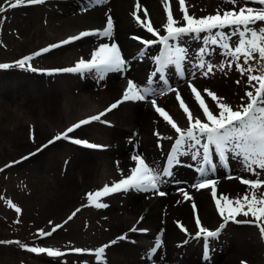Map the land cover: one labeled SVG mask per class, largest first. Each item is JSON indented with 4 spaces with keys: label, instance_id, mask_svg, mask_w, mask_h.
<instances>
[{
    "label": "rangeland",
    "instance_id": "374dc122",
    "mask_svg": "<svg viewBox=\"0 0 264 264\" xmlns=\"http://www.w3.org/2000/svg\"><path fill=\"white\" fill-rule=\"evenodd\" d=\"M217 1L219 0H198L194 7L191 6L193 15L199 18L215 14ZM5 2L2 1L0 7L4 8ZM248 6L259 7L258 4H249ZM84 9L89 10V8ZM49 10L50 7L46 3L36 7L33 12L27 15L17 14L13 17L9 15V12H6L3 13L5 14L4 19L0 18V63L12 65L8 69H0V167L9 165L13 161H20L14 167L0 174V242H5L0 243V264H97V257L94 255L95 250L101 246L109 245L111 241H116L121 237V235L115 236L117 234L113 232V228L120 217L126 215L124 207L120 203L116 204L119 206H112L108 210L100 211L94 210L93 207L88 205L86 194L89 191H96L102 188L103 171L107 168L114 169L113 160L110 157L108 158L105 150L100 152L82 151L66 144L64 147L59 148L58 146L60 145H58L47 149L46 152L41 154H39V151L26 154L29 152L28 149L12 148V145L9 144L8 139L11 138V134L14 133L16 128L19 126L28 127V125L34 128L39 127L40 130L47 134L40 141L44 143L59 132L56 130L57 122H64V128L67 124L77 119H70L67 122L64 114L74 116L71 113H79L78 118H85L89 116V113L81 112V109L94 108L99 105L97 97L94 96L85 102L81 96L82 94L77 89L63 85L59 87L60 89H57V99L61 101V104L56 109L61 112V116L50 117V121H55L53 133L45 126L41 127L40 123L44 121L42 116L56 102V98L53 104L47 103L45 100L48 95L47 92L44 93V91H40L32 85L37 83V80L31 79L24 74V72L29 70L28 67L20 68L16 62L21 59V56H34L39 41L44 37L55 35V32L51 29ZM261 26H264V24H258L256 27L259 28ZM131 34H133L132 36L138 35L135 32ZM190 38H195V36L190 35ZM55 40L57 39L50 41ZM236 40L233 38V43ZM192 45L193 42L189 40L185 41L181 47L188 51ZM201 45V47H197L194 55H188L187 61L191 62L195 67L201 59V49H205L209 51H205L203 55V58L207 59L206 63L217 65L211 75L208 77L203 75L206 79H211L209 83H206V86H203V89L215 92V90L219 89L217 83L220 80L234 78L233 87L243 91L242 95L246 100L244 102L246 104L245 93L254 91L247 82L249 73L241 75L235 64L231 68L225 67L224 71H220L218 66L226 64L230 58L224 56L223 49L219 45H209L205 40H202ZM73 50L79 52L75 48ZM42 62L45 66H50L51 68L62 65V61H55L50 58ZM240 63L243 64V58H241ZM249 63L255 69L251 74L259 75L261 73L260 65L264 64V61H250ZM39 64V60L34 62L37 70ZM244 66L248 67V65ZM202 71H206V69ZM197 78V76L193 77L195 80ZM20 79H27L32 83L30 84L32 87L22 90L17 83ZM30 99H35L37 103L34 106L28 104ZM70 101L79 102L74 104L78 106L75 112L71 110L73 105L69 107L66 105ZM111 118L112 116L108 119ZM83 131L77 135L93 143L103 144V146L109 145L107 142L111 132L113 134L116 133L114 129H109L105 124H92ZM87 132L93 134H88ZM166 149L167 145L162 152L160 166L163 163ZM76 155H87L92 158L90 160L92 162L91 173L85 178L84 186L81 185L80 169L75 163ZM25 157L27 159H24ZM230 165L231 172L229 173H231L230 178H232V183L230 184L234 183V188L236 189L226 186V193L232 199L242 198L245 193L241 178L256 179L257 177L246 172L242 166L241 159L235 156H232ZM115 173H113L114 178H116ZM260 178L264 179V174ZM222 180V182H225V177ZM70 181L80 183V187H83L76 197L69 201H63V194ZM113 182L116 181H111L110 183L112 184ZM217 189H219V185H217ZM117 200H121V198L115 201ZM9 201L20 207L21 212L17 213L15 209L11 208ZM212 202L216 206L215 200ZM84 205L87 207H82ZM77 209L79 211H76ZM187 209L191 228L185 223H180L187 228L188 234L191 231L190 235H195L198 232V226L193 221V213L198 215L199 213L194 209L191 210L189 204H187ZM211 209L212 211L214 210L213 205H211ZM73 213H75L74 216ZM69 217H72V219H69ZM136 218L137 216L130 223L131 225L134 222L133 227L137 223L135 221ZM221 219L222 217L220 216L211 222H204L200 217L201 224L209 230L221 229L219 237L211 239L210 250L212 252L209 261L220 264V261L229 255L236 258L240 263L264 264V244L260 242V237L258 238L252 225L244 224L239 226L231 223L220 228L223 222ZM239 220L243 222L245 220L252 221L253 218L251 216H242ZM62 224H64L63 227L57 229L52 237L46 238L47 236L42 237L40 235L41 230L50 232L53 228ZM176 231L179 232L180 230L177 228ZM182 234L181 236H183ZM253 235L256 237V241L252 239ZM8 241H19L20 244L6 243ZM246 241L255 242L257 245L260 244L259 249L262 252L260 257L254 259L250 256L238 254L240 246ZM22 245L28 248L50 246L61 252H75V248H81L85 252L67 254L64 257H60L61 259L54 260L55 258H47L45 256L37 257L27 251ZM111 245L113 246V244ZM166 245L169 252L166 255H162L160 259L157 253H152V248L148 245L146 247L122 243L113 248L109 246L106 248L103 261H106V264H149L150 262H155L153 264H176L185 259V254L188 257L198 256L199 258L202 255L201 240H190L187 237L181 240L172 237Z\"/></svg>",
    "mask_w": 264,
    "mask_h": 264
},
{
    "label": "snow or ice",
    "instance_id": "6c2138e0",
    "mask_svg": "<svg viewBox=\"0 0 264 264\" xmlns=\"http://www.w3.org/2000/svg\"><path fill=\"white\" fill-rule=\"evenodd\" d=\"M46 0H15V3L10 5L11 8H16L25 3L28 5H39L45 3ZM107 0H94L96 5L106 3ZM226 3H230L232 8L230 10L218 9L215 14H210L204 17H195L190 15L188 7L186 6V0H179V8L183 13L184 23L181 25L180 21L174 18L171 8V0H166L165 11L167 15V23L164 28L167 35H161L160 32L154 28L152 21L141 19L137 14L141 8L139 0L136 3V21L144 28L148 33L158 37L156 40H147L137 37L141 40L145 46L154 44H162L163 51L160 55L155 57L156 70L153 72V77H157L160 82L165 86L157 89L151 86H141L133 80L127 81V87L122 94V98L116 102L110 104L104 111L97 115H93L88 119L80 120L79 122L68 127L66 130L58 135H55L48 143L52 144L55 141L61 139L71 140L77 145H83L89 149H102L106 146L98 145L95 143L73 138L69 134L75 130L80 129L84 125H88L93 121H101V118L106 116L107 113L118 109L126 102H149L154 107L155 111L159 114L163 120L174 129L177 134L174 143L170 149V152L166 158V166L163 169H157L154 165H151L146 161V158L142 154H136L131 156V160L135 162V167L130 169L129 174L124 175L121 170L122 178L112 184H105L102 188L96 191H89L86 196L90 204H93L98 209H104L109 207L107 203L101 202L102 198H106L110 195L117 193H126L129 191L136 192H155L157 195L163 197L166 195L165 191L161 190V185L165 182V177H172L173 171L176 166L182 163L183 158L190 157L192 160H198L199 167L197 171L201 176H206L208 171H215L217 165L214 163L216 156L222 165L227 166L232 158L235 156L241 159L244 170L251 175L257 177L256 179L241 178V183L252 189V194L249 196L246 192L242 198L237 197L235 199L230 198L226 194L218 195L217 181L213 179H203L200 183L195 185L198 189H211V195L215 200L216 207L220 216L223 218L225 224L230 221H235L237 217H249L251 216L253 221L245 220V223H254L258 227L261 234H264V193L257 195L256 190L264 188V179H261V175L264 174V64L260 65L261 73L259 75L251 74L255 71L250 61H264V26L256 27L258 24H264V0H242V6L237 10L236 5L238 0H225ZM249 4H258L260 7H250ZM6 9L0 7V13H3ZM87 10V9H85ZM144 15L147 17L148 13L145 9ZM180 25V26H178ZM228 29V31H224ZM114 33V21L111 15H108L106 27L103 30H85L81 31L78 35H73L61 42L51 44L38 50L34 55L36 57L42 54L49 53L53 49L60 48L64 45L74 43L88 37H99L112 39ZM201 34H205L202 36ZM194 35L197 39H204L209 45H219L223 49L225 57L230 58L226 64L219 65L220 71H224L225 67L231 68L235 64L236 69L241 75L249 73L247 82L254 91H247L245 97L247 103H242L238 108H233L228 103L223 102V98L217 96L212 90L205 89L207 96L215 101V107L218 111L214 112L210 109L208 103L202 96L200 90L195 87L189 80V88L193 94L194 100L197 102L199 108L202 110L205 120H201L199 116H194L192 110L185 102L184 98L180 95L178 89L172 87L168 71L178 74L181 78L185 76V63L188 60V51L185 48L176 46L170 43V41L177 40L182 36ZM238 39L233 43V38ZM205 49H201V59L195 67L204 70V75L212 73L217 65L206 63L203 59ZM243 58V64L240 63ZM33 59L32 55L25 56L16 63L20 68L27 66L32 72H36L37 69L32 67L29 63ZM244 65H248L245 67ZM174 66V67H173ZM12 65L8 63H0V69H8ZM128 62L122 54L121 48L116 42L101 43L91 53V58L85 60L79 59L78 62L72 67H65L60 69H53L52 72L63 73H95L99 79L103 80L110 73L124 74L128 70ZM193 77L195 73L193 72ZM255 82V83H254ZM154 81L152 79L147 81L148 85H152ZM239 83V81H237ZM174 92L176 100L179 102V106L183 113L186 115L188 126L186 128L181 127L177 121L169 114L165 108L158 105L155 98H151L158 95H167ZM206 121V122H205ZM109 123L108 121H103ZM159 136V133H156ZM164 139L172 140V137H164ZM34 140V133H33ZM44 145L42 147H46ZM39 151V149H38ZM24 159H27L25 157ZM18 161L10 162L5 167H10ZM3 169H0L2 171ZM185 200L191 201L192 197L187 191L181 189ZM9 206L17 213L21 212V208L15 203L9 201ZM193 209H196V205L192 204ZM76 211H79L77 209ZM75 213H73V216ZM72 219V217H69ZM196 225L198 226V232L196 237L203 238L205 241V247H210V238L219 237L220 230H209L201 224L199 215H196ZM52 229L55 232L57 228ZM180 227L187 233V229L181 224ZM224 225L221 226L223 228ZM131 232L138 231L133 227ZM140 231L147 232L146 229ZM52 232L40 231V235L51 236ZM120 240L127 239V234L119 237ZM5 243V242H0ZM6 243H17L19 241H8ZM116 241H111L109 245H104L95 250L94 255L97 257V264H106L101 258L111 244H115ZM25 247L27 251L35 254H47L51 258H60L65 255L64 252L56 250L52 247ZM159 248V243L154 246L152 253L154 254L156 249ZM75 253L81 254L85 250L81 248H75ZM151 258V257H150Z\"/></svg>",
    "mask_w": 264,
    "mask_h": 264
},
{
    "label": "bare ground",
    "instance_id": "6f19581e",
    "mask_svg": "<svg viewBox=\"0 0 264 264\" xmlns=\"http://www.w3.org/2000/svg\"><path fill=\"white\" fill-rule=\"evenodd\" d=\"M2 1H6L5 6L7 10H9L10 16H15L17 14L27 15L33 12L37 7V5H28L25 3L24 5H20L13 9L10 7V5L12 3H15V0H1V2ZM187 1L190 3V6H194L197 4L198 0ZM47 2L48 6L50 7L49 17L51 29L53 30V32H55V35H53L52 37H44L41 41H39L35 53L38 50L43 49L44 47L57 43V41H59L60 39L62 40H60L59 42L73 35H78L81 31L103 30L106 27L108 15H111V17L113 18L114 33L111 40L95 36L88 37L76 41L72 44L53 49L49 53L42 54L39 57H36L35 55L33 56V59L29 63L31 64L32 62V67H35L34 62L36 60H39L40 64L38 70L36 72H32L30 68H28L29 70L27 72H24V74L31 79L37 80V83L32 84L27 79H20V81H18L17 83L22 90H26L27 88L34 85L38 90L44 91V93L47 92L48 95L45 99L47 103L50 102L53 104L56 98V102L42 116L45 123L44 121L43 123H40L42 125L41 127L45 126L51 132L54 128L55 121H50V117L61 116V112L56 109V107L61 104V101L57 99V89H60L59 87L63 85L72 87L73 89H77L80 93L84 92L82 95H89L85 96L86 98L92 97L90 93L94 92L93 89H95L96 91H101L98 96L100 100L98 107H88L87 109H81V112L87 113H90L92 109V111H94L101 106L108 107L110 104L114 103L115 99L119 95L123 94L124 88L127 85L126 79H131L141 86H151L157 89L163 88L157 78L153 77L152 75L155 68L154 51L150 52L148 47L144 46L141 42L130 36V33L135 32L143 39L155 40L154 36L151 33H148L139 25V23L135 19V16L133 15L137 11V0H107L106 3L100 5H96L94 3V0H48ZM139 3L141 5V8L137 14L140 15L141 19L145 21L150 19L154 28H156L158 31L165 32L166 30L163 29L164 25L167 23V15L162 1L139 0ZM216 4V11L220 9L221 14L223 10H230L232 8V5L230 3H226L225 0H219L216 2ZM240 6H242V0H238L236 8H239ZM84 8H89V10H85ZM171 8L174 18L180 21V24L182 25L184 21L178 10L177 0H171ZM145 9L148 13L147 17L144 15ZM225 31H228V29H225ZM201 35L204 36L205 34ZM185 38L194 42L193 44L199 45L200 43H202V40H204L190 38V35H186L181 37L180 40L182 41V43ZM234 38L238 39L237 37ZM52 39L57 40L50 41ZM112 42L118 43L121 48L122 54L128 62L129 67L124 74L110 73L105 79L101 80L94 72L80 74L66 73L63 77H61V81H59L58 77L54 75L46 74V72L51 67L45 66L42 61L47 58L55 61H62V65L53 66L52 69L72 67L81 58L85 60L90 59L91 53L96 48H98L101 43ZM41 43L43 44L41 45ZM73 48H75L79 52L74 51ZM144 54L146 55L144 56ZM194 54L195 49L193 47H190L188 49V55L191 56ZM24 57L25 56H21V59ZM187 62L188 64L186 63L185 65L187 70L186 76L193 77L192 74L194 72L195 76L198 77L196 80L194 79V81L198 86L203 87L206 81V79H204V76H202L203 72L200 71L199 68L194 67L191 62ZM171 74L175 86H180V95L184 98L188 106H192V99L188 93V87L182 84L184 80L180 79L175 72L171 71ZM150 79L154 81L152 85L147 84V81ZM234 80V78L222 80L219 84V89L216 91V94L217 96L223 98V102L230 104L235 109L238 108L242 103L246 102V100L242 95L243 91L233 87ZM156 97H158V104L165 105V107L171 113H173L175 117H177L182 127L186 128L188 126L186 118L181 112L174 94L168 93L167 95H158ZM212 102L214 103L210 102V104L212 105L214 112L218 111V109L215 107V101ZM36 103L37 101L35 99H30V101H28V104L32 106H34V104ZM76 103L79 102L70 101L66 103V105L68 107L73 105L71 107V110L75 112L76 108L78 107L74 105ZM71 114L74 116H68L64 114L67 122L70 119L79 117V113ZM97 114H99V112L95 115ZM109 114L112 115L114 119V123L110 125V128L114 129L116 133L113 134V132H111V135L108 138V144H110V146L107 148L106 153L108 154V158L110 157L114 161V169H106L107 177L102 178L101 184L104 186V183L109 178L114 177L113 173L115 172H117L116 181H118L122 178L121 170H123L124 175H127L129 174L130 169L132 167H135V162L131 160V156L133 155V145L134 147L138 148L139 154H142L146 158L147 162H149L151 165H154L157 169H160V156L163 151V146L164 144H167V142H171V140L164 139V137H171L172 134L175 133V131L172 130L166 123V126L159 125L160 120L152 114V108L143 102H126L118 109L107 113V115ZM46 122H48L49 125ZM56 124V130L60 131L59 134L66 130L68 126L73 125L70 124L63 128L64 122H57ZM88 127L89 126H87V128ZM87 128H80L76 132H80V130H85ZM87 133L93 134L91 132ZM126 133H128V135H136L135 140L131 142L129 139H126L124 137ZM156 133H159V136H157ZM46 135L47 134L40 130L39 127L34 128L31 126H19L18 128H16L14 133L11 134V138H9L8 141L10 142L9 144L12 145V148L22 150L28 149L29 152H27L26 154H29L43 144L40 141ZM64 143L65 142L59 140L56 142L55 146L57 147L58 145H60L58 146L59 148L64 147ZM46 151L47 149L44 148L40 153ZM90 160H92V158L87 155L75 156V163L76 166L80 169L79 174L82 181L81 185L83 186L85 183V178L91 173L92 162ZM196 162V160H192L190 157L183 158L182 163L178 166L179 172L173 174L172 177L164 178V181H166L167 184H165L164 182L162 185H165L171 190L169 196L164 198L165 200L152 197V192L143 193L136 191H133L128 196L117 201H115V196L117 195L102 198L103 201L109 206H119L116 204L120 203L124 207V213H126V215L121 216L118 222L114 225L113 232L119 235L126 233L131 229L129 225L134 220V218L136 216V219H138V217H142L141 222H138L136 228L138 230L148 229L149 231L144 233L147 237H143L139 235L138 232H134L133 234L128 235L127 239L132 241L138 240L141 241L144 245H147V243H154L156 241H159V239L161 238L163 244L161 247H159L158 250H160L165 244L166 248L163 252V255L168 254L169 250L167 249L166 244L172 237H176L181 240L185 239V237L194 239L196 235H190L191 231L187 235H184L185 233L182 234L183 236H185L183 237L181 236V233H178L175 230L174 227H178V225H181L180 222H182L191 228V224L188 219L187 204H189L190 207L193 203L197 206L196 210H200V214L204 222H211L216 218V213L211 209L212 204H210V202L211 200H214L211 193L206 192L207 189H198L195 187L196 184H192L194 181V176H196L198 173V171L196 170L198 166L195 165ZM172 179H178L179 181H182V184L177 183V185L174 187L171 184ZM218 185V195L226 194L229 196V194L225 192L226 186H230L231 189H236L234 188V183L230 184L228 182H224ZM83 186L80 187V183L70 181L66 191L63 194L62 200L69 201L73 199L79 194L78 192L82 189ZM181 189L188 192V194L192 197L191 201L185 200L183 192L180 191ZM243 191L244 193L248 192L249 196H251L252 194V189L248 186H244ZM256 192L259 196L260 194L264 193V188L258 189L256 190ZM256 245L257 244L255 242L246 241L240 246L238 254L250 256L254 259H257L261 256L262 252L259 249L260 246ZM176 264H215V262H211L209 260L204 261L198 256L188 257L185 254V259L177 262ZM220 264L242 263L237 261L236 258L227 255L220 261Z\"/></svg>",
    "mask_w": 264,
    "mask_h": 264
}]
</instances>
